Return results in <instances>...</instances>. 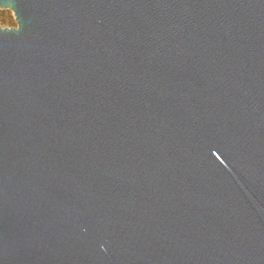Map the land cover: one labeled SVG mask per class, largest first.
I'll use <instances>...</instances> for the list:
<instances>
[{"label":"water","instance_id":"obj_1","mask_svg":"<svg viewBox=\"0 0 264 264\" xmlns=\"http://www.w3.org/2000/svg\"><path fill=\"white\" fill-rule=\"evenodd\" d=\"M0 9V264H264V0Z\"/></svg>","mask_w":264,"mask_h":264},{"label":"rangeland","instance_id":"obj_2","mask_svg":"<svg viewBox=\"0 0 264 264\" xmlns=\"http://www.w3.org/2000/svg\"><path fill=\"white\" fill-rule=\"evenodd\" d=\"M0 24L3 28H16L17 21L10 9H0Z\"/></svg>","mask_w":264,"mask_h":264}]
</instances>
